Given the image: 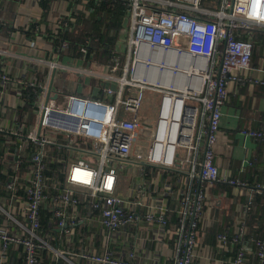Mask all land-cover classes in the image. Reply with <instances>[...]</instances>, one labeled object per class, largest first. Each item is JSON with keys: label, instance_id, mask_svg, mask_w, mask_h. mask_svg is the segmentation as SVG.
I'll list each match as a JSON object with an SVG mask.
<instances>
[{"label": "built area", "instance_id": "2783aa9c", "mask_svg": "<svg viewBox=\"0 0 264 264\" xmlns=\"http://www.w3.org/2000/svg\"><path fill=\"white\" fill-rule=\"evenodd\" d=\"M122 1L124 62L114 57L104 75L49 61L34 119L0 124V264H153L158 251L141 250L149 233L153 245L170 243L172 264H194L207 188H247L220 176L214 147L229 86L251 67L252 32L264 30V0H221L216 12L203 0ZM57 22L44 35L61 40V54L70 43ZM58 71L101 80L102 98L65 97ZM8 82L0 77V100ZM146 91L159 97L153 119L140 114ZM239 239L218 235L223 248ZM256 245L264 264V240ZM245 256L240 248L231 264Z\"/></svg>", "mask_w": 264, "mask_h": 264}, {"label": "crops", "instance_id": "0c3cea01", "mask_svg": "<svg viewBox=\"0 0 264 264\" xmlns=\"http://www.w3.org/2000/svg\"><path fill=\"white\" fill-rule=\"evenodd\" d=\"M41 1L7 0L5 9L13 4L16 10L11 13V19L0 18L2 23L6 20L12 27L10 30L2 25L0 27V77L6 76L9 80L8 90L0 100V124L4 126H12L18 114H21V118L28 116L30 121L34 119L35 98L48 80L49 61H59L71 68H84L104 75L109 73L114 57L123 62L120 51L128 38L129 7L113 51L114 56L108 65H104L96 53L91 55L95 60L93 63L85 60L82 53L71 45L59 54L57 49L60 43L52 42L44 35L57 21L64 29L61 36L67 32L76 33L80 27L78 19L81 16L88 19L94 12L91 5L99 4L100 0H46L47 8ZM252 37L250 70L241 74V82L229 86L214 147L220 176L242 181L247 188H234L224 183L207 188L205 183L199 182L201 188H207V205L199 227L200 250L194 264H231L240 248L246 252V264H260L256 244L264 240V141L245 136L242 131L264 133V87L254 83L257 79L264 80V30L255 29ZM31 41L34 46H31ZM84 82L91 87L90 90L84 89ZM102 86L104 83L101 80L82 77L76 71H58L54 79V89L65 97L76 95L98 100L102 98ZM112 86L115 87V84ZM250 198L252 202L249 205ZM248 205L250 211L246 213ZM221 234L229 238L239 237V243H229L223 248L218 241ZM151 237V233L145 235L148 243L145 247L142 245L143 253L148 255L149 251H158L159 258L153 264H172L170 243L156 246L152 244Z\"/></svg>", "mask_w": 264, "mask_h": 264}, {"label": "trees", "instance_id": "16d2710c", "mask_svg": "<svg viewBox=\"0 0 264 264\" xmlns=\"http://www.w3.org/2000/svg\"><path fill=\"white\" fill-rule=\"evenodd\" d=\"M45 1L42 0L41 4L47 8L48 4ZM220 1L203 0L202 5L205 9L216 12L220 8ZM91 7L94 12L88 19L83 16L78 19L79 30L73 34L67 32L66 35L61 36V39L68 41L80 54L82 48L89 50V56L96 53L97 58L103 61L104 65H108L114 56L113 51L127 14L128 3L122 0H100L99 4H92ZM2 27L6 30L12 28L6 20L2 23ZM55 42L59 44L61 40H55Z\"/></svg>", "mask_w": 264, "mask_h": 264}, {"label": "rangeland", "instance_id": "374dc122", "mask_svg": "<svg viewBox=\"0 0 264 264\" xmlns=\"http://www.w3.org/2000/svg\"><path fill=\"white\" fill-rule=\"evenodd\" d=\"M9 1H11V0H9ZM6 2H7V0H2L0 18L2 16H4L5 18L10 19L11 13L16 9H15V6L13 4H10V7L8 9H5ZM123 62H124V60H123ZM82 85H83L84 89H86V90H90V88H91L85 82ZM158 100H159L158 95L153 94L149 91H146L144 101H143V106H142V109L140 111V114L145 115V116H149L150 118L156 117V107L158 105Z\"/></svg>", "mask_w": 264, "mask_h": 264}]
</instances>
